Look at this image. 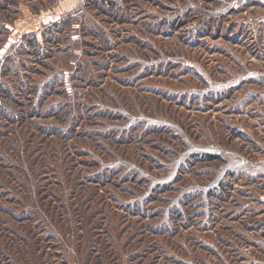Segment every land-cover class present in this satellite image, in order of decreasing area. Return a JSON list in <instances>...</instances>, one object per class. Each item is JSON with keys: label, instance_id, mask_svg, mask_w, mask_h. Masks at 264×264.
<instances>
[{"label": "rangeland", "instance_id": "374dc122", "mask_svg": "<svg viewBox=\"0 0 264 264\" xmlns=\"http://www.w3.org/2000/svg\"><path fill=\"white\" fill-rule=\"evenodd\" d=\"M0 264H264V0H0Z\"/></svg>", "mask_w": 264, "mask_h": 264}]
</instances>
